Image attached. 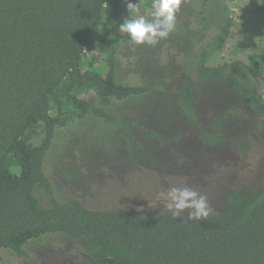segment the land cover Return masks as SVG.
Listing matches in <instances>:
<instances>
[{
  "label": "rangeland",
  "instance_id": "374dc122",
  "mask_svg": "<svg viewBox=\"0 0 264 264\" xmlns=\"http://www.w3.org/2000/svg\"><path fill=\"white\" fill-rule=\"evenodd\" d=\"M258 7L257 0H183L167 39L134 45L118 31L129 15L125 4L108 36L118 51V81L148 92L113 102V123L89 117L56 132L45 162L54 198L154 218L168 211L169 188L187 186L207 198L206 222L228 191L258 182L264 175L261 119L240 94L197 71L206 53L208 66H225L228 76L247 82L264 100V15ZM150 8L151 0H143L141 14L152 19ZM229 21L227 39L219 44ZM109 51L97 37L83 70L105 67ZM254 66L263 69L261 76L249 70ZM185 87L192 90L187 105L180 101ZM36 196L42 207L50 206L43 190ZM187 211L175 217L187 219ZM81 242L50 235L28 244L23 257L4 250L0 264H88Z\"/></svg>",
  "mask_w": 264,
  "mask_h": 264
},
{
  "label": "trees",
  "instance_id": "16d2710c",
  "mask_svg": "<svg viewBox=\"0 0 264 264\" xmlns=\"http://www.w3.org/2000/svg\"><path fill=\"white\" fill-rule=\"evenodd\" d=\"M257 1L264 15V0ZM124 6V0H0V254L23 257L31 242L58 235L82 241L88 264H264V175L228 191L206 222L169 211L149 218L127 209L91 210L54 198L45 162L56 132L89 117L113 123V102L148 92L118 81V51L108 36ZM99 36L110 49L105 67L83 70ZM124 41L130 44L127 34ZM259 68L249 70L261 76ZM197 71L240 94L264 125V100L255 88L228 76L225 66H208L206 53ZM191 100L185 87L180 101ZM37 189L49 207L40 205Z\"/></svg>",
  "mask_w": 264,
  "mask_h": 264
},
{
  "label": "clouds",
  "instance_id": "9594fccd",
  "mask_svg": "<svg viewBox=\"0 0 264 264\" xmlns=\"http://www.w3.org/2000/svg\"><path fill=\"white\" fill-rule=\"evenodd\" d=\"M127 5L128 17L120 24L118 31L126 33L130 43L134 45H156L167 39L175 29L177 13L183 0H151L150 16L141 14L143 0H124ZM167 195L170 202L167 209L173 216L180 217L187 211L188 221L206 220L210 214L207 198L187 186L171 187Z\"/></svg>",
  "mask_w": 264,
  "mask_h": 264
}]
</instances>
